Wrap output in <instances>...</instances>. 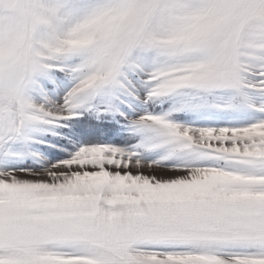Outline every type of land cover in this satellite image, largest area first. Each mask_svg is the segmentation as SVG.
Segmentation results:
<instances>
[{
	"label": "snow or ice",
	"instance_id": "obj_1",
	"mask_svg": "<svg viewBox=\"0 0 264 264\" xmlns=\"http://www.w3.org/2000/svg\"><path fill=\"white\" fill-rule=\"evenodd\" d=\"M0 264H264V0H0Z\"/></svg>",
	"mask_w": 264,
	"mask_h": 264
}]
</instances>
